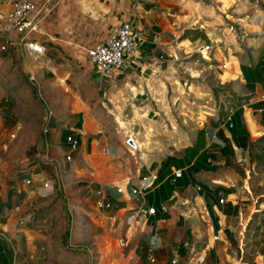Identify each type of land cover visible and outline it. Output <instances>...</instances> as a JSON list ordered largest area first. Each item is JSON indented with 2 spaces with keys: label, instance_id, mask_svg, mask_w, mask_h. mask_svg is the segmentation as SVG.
Instances as JSON below:
<instances>
[{
  "label": "crops",
  "instance_id": "crops-1",
  "mask_svg": "<svg viewBox=\"0 0 264 264\" xmlns=\"http://www.w3.org/2000/svg\"><path fill=\"white\" fill-rule=\"evenodd\" d=\"M33 1L44 52L0 53L44 105L79 114L45 130L44 108L39 129L0 94V148L10 135L26 176L11 194L0 176V264H239L241 210L245 262L264 264V0ZM126 22L123 67L87 66L86 49ZM67 135L79 141L71 166ZM142 203L155 213L135 222Z\"/></svg>",
  "mask_w": 264,
  "mask_h": 264
},
{
  "label": "built area",
  "instance_id": "built-area-1",
  "mask_svg": "<svg viewBox=\"0 0 264 264\" xmlns=\"http://www.w3.org/2000/svg\"><path fill=\"white\" fill-rule=\"evenodd\" d=\"M137 6L148 0H131ZM2 9L0 10V32L2 43L0 44L1 50L7 48H14L22 46L31 52L32 55L37 56L44 52L45 47L40 42L39 36L41 34L39 24L36 18V4L33 0H0ZM135 43V32L129 23H123L115 30L110 32L105 38L94 46L86 49V54L89 62L102 74H111L115 70L123 67L126 55L133 50ZM209 45L205 46L208 50ZM223 67L227 66V61L222 62ZM32 80V79H31ZM40 97V95H38ZM264 113V106L259 109ZM52 114L47 112L42 116L43 126L46 130L50 122ZM66 142L69 145V151L66 154V161L71 166L72 164V151L75 150L79 141L73 135L66 136ZM182 172L180 169L175 171V178L180 177ZM26 184L31 181L26 179ZM150 184L147 178H143L139 187L132 188V194H138L142 189ZM41 188H50V180L42 179ZM197 190H201V186L197 185ZM118 192L122 191L121 187H117ZM224 200L221 199V202ZM98 204L106 209L114 206L112 202L99 201ZM207 210V209H204ZM155 213V207L149 206L145 203L140 204L134 211L135 222H143L144 219L151 214ZM239 221L241 224V234L239 237L238 245L234 249L235 257L239 264H251L245 262V252L247 242L245 239V232L248 226L249 217L245 214L244 210L239 212ZM3 234L0 232V237Z\"/></svg>",
  "mask_w": 264,
  "mask_h": 264
},
{
  "label": "rangeland",
  "instance_id": "rangeland-1",
  "mask_svg": "<svg viewBox=\"0 0 264 264\" xmlns=\"http://www.w3.org/2000/svg\"><path fill=\"white\" fill-rule=\"evenodd\" d=\"M85 59L87 66L88 65L93 66L88 61L86 56ZM59 60L61 61V59ZM261 61H262L261 65L264 66V60L262 59ZM94 77L97 76L94 75ZM30 84L31 83L30 80H28L27 73L23 69V66L20 64V62L6 59L5 55L0 53V94H2L3 99H6L4 100V103L7 104H10V102H15L16 99L18 100L19 102L18 112L21 114L20 117L22 116L20 118L21 121L26 122L28 126H34L35 117H38L39 129H40L41 115L43 114V112H45L44 108L47 109V112L49 111L52 115L54 114V117L51 116L50 122H52L53 120L58 121L67 115L72 116L79 114L76 113V111L79 109L77 108L76 105L73 104L67 105L60 102L55 104L44 105L42 101H40L37 98L39 93L37 92V96H36L34 94L35 90L34 89L32 90L33 86ZM68 91H70V89H68ZM85 107L88 108V106ZM89 107L93 108L95 107V105L91 104L89 105ZM111 123H115V121ZM11 132L12 131H8L7 133L10 134ZM4 143L5 144L0 148V167L4 172L1 173L0 176L3 178V181H5V184H3L4 187L10 188L9 194H11L14 193L13 190H15L14 189L15 187H10V186H14V183H18L19 187L23 188L24 182L22 179L26 178V176L24 175L23 170H18L15 167L16 165L15 163L18 160L19 155H21L22 153L18 151L17 147L14 145L15 143H13L12 139L10 138V135L6 137ZM153 155H157V154H153ZM39 188L42 191H46V188H41V187ZM22 192L23 191H20L19 193L15 192L18 199H21L23 194ZM6 204L10 205L11 202L8 201L6 202ZM68 229L71 230V225H69ZM66 240H68V235L66 236ZM125 243H126L125 238H119V245L121 247H125L126 246ZM16 257L17 258L19 257L21 260L25 259L27 257V252L25 250H22L21 252H18Z\"/></svg>",
  "mask_w": 264,
  "mask_h": 264
}]
</instances>
